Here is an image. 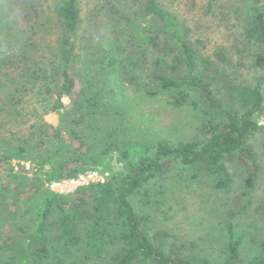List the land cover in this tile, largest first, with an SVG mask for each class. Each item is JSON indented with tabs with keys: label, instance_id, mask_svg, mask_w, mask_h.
Returning a JSON list of instances; mask_svg holds the SVG:
<instances>
[{
	"label": "trees",
	"instance_id": "16d2710c",
	"mask_svg": "<svg viewBox=\"0 0 264 264\" xmlns=\"http://www.w3.org/2000/svg\"><path fill=\"white\" fill-rule=\"evenodd\" d=\"M241 1L254 74L218 89L199 66L214 62L201 57L186 20L162 0H0V162L9 167L0 173V208L14 205L13 219L0 218V228L10 224L0 264H264V233H250L231 215L213 227L220 245L212 260L198 245L172 246L146 229L164 204L160 182L177 167L216 193L231 188L229 166L244 173V196L257 184L264 0ZM130 90L145 103L163 97L191 109L197 133L138 137L147 129L137 123ZM65 95L74 111L66 125L51 126L44 116L63 109ZM114 156L126 170H113ZM22 160L32 175L14 171ZM98 164L106 178L53 189Z\"/></svg>",
	"mask_w": 264,
	"mask_h": 264
},
{
	"label": "rangeland",
	"instance_id": "374dc122",
	"mask_svg": "<svg viewBox=\"0 0 264 264\" xmlns=\"http://www.w3.org/2000/svg\"><path fill=\"white\" fill-rule=\"evenodd\" d=\"M162 2L181 19L186 20L190 39L201 57L214 62L209 69L199 62V66L208 75L214 88H223L229 78H234L237 82L252 80L254 70L250 54L254 47L244 34L243 16L247 9L241 0H162ZM12 13L13 10L10 14ZM48 37H53V34ZM130 94V103L134 107L137 123L141 128L147 129L146 133L144 129L141 133L137 132L138 137L147 135L151 139L175 141L180 138H191L197 133L196 116L191 109L174 108L166 103L163 97L145 103V100L135 98L131 90L129 96ZM62 102L65 105L63 109L44 116V121L49 125L57 127L61 121L65 125L68 123L64 115L74 111L71 96L65 95ZM257 120L264 123V111L258 114ZM64 130L67 133V128ZM1 143L3 142L0 139V150ZM253 143L261 168L257 184L251 192L243 195L244 173L238 167L229 166L233 175L230 190L217 193L205 179L192 178L190 172L183 173L180 167H177L160 182L166 186L163 188L164 204L153 212V218L146 223L149 235L157 238V241H168V244L180 248L198 245L199 249L204 250L203 253L207 255L208 260H212L216 258L215 251L220 245L217 240L220 234L213 231V227L223 223L224 218L228 219L229 215L234 222L242 224L241 228L249 229L250 233L259 231L264 233V131L258 132ZM12 161L14 165L18 162L15 159ZM21 163L22 168L16 166L14 171L20 170L26 172L28 176L32 175L31 162L22 160ZM112 166L114 171L126 170L125 164L119 162L117 156L113 157ZM97 167L98 169L77 180L54 183L52 187H57L60 191H64L65 187L67 191L64 192H69L75 189L70 185L97 182L109 175V171L104 170L102 165L98 164ZM8 169V165L1 161L0 173L5 175ZM246 200L249 201L248 205ZM132 201L135 205L138 204L134 198ZM6 208H0V218L13 219L14 205L8 204ZM9 226L10 224L4 223L0 228L1 240L8 236Z\"/></svg>",
	"mask_w": 264,
	"mask_h": 264
},
{
	"label": "water",
	"instance_id": "95a60500",
	"mask_svg": "<svg viewBox=\"0 0 264 264\" xmlns=\"http://www.w3.org/2000/svg\"><path fill=\"white\" fill-rule=\"evenodd\" d=\"M87 183H90V181H88ZM82 184H84V183H82ZM79 184H77V183H75L74 185H70V187H73V188H76L77 186H78ZM54 190H56V191H59V192H64V191H67V189H65V187H64V191H60L59 190V188H53Z\"/></svg>",
	"mask_w": 264,
	"mask_h": 264
}]
</instances>
